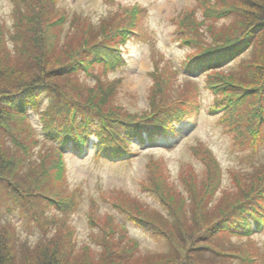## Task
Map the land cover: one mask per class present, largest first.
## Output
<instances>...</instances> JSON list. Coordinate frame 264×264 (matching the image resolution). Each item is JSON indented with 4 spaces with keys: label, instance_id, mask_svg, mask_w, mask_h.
Masks as SVG:
<instances>
[{
    "label": "trees",
    "instance_id": "obj_1",
    "mask_svg": "<svg viewBox=\"0 0 264 264\" xmlns=\"http://www.w3.org/2000/svg\"><path fill=\"white\" fill-rule=\"evenodd\" d=\"M9 1L10 21L0 24V264H264V245L251 236L264 223V0H195L176 12L178 59L147 32L129 34L136 22L142 30L146 13L135 5L103 0L116 9L92 20L64 0ZM133 41L148 46L138 111L117 101L121 78L113 76ZM29 109L35 124L26 123ZM203 111L229 137L236 167L224 171L198 139L174 175L147 155L138 186L151 202L119 188L85 196L96 232L72 240L69 219L82 196L63 179V149L88 142L86 159L127 163L133 145L181 137ZM1 206L30 234L36 228L37 241ZM127 223L156 248H142Z\"/></svg>",
    "mask_w": 264,
    "mask_h": 264
},
{
    "label": "rangeland",
    "instance_id": "obj_2",
    "mask_svg": "<svg viewBox=\"0 0 264 264\" xmlns=\"http://www.w3.org/2000/svg\"><path fill=\"white\" fill-rule=\"evenodd\" d=\"M116 2L120 5L134 3L143 8L144 11L146 10L143 15V22L141 20L142 30L152 37L156 46L162 49L166 55L175 59L183 55V51L179 50L171 39L173 35L171 18L176 12L193 6L195 0H116ZM62 4L67 10L81 12L88 15L92 20H96L98 16L104 14L108 9H116V5H108L103 0H64ZM10 10V1L0 0V24L7 25L9 23ZM147 50L148 46L145 42L133 41L128 43L125 53L126 66L113 75L121 78L117 101L131 111H138L144 107V95L149 86V79L146 75L149 69ZM29 110V121H26V123L35 124L36 114L34 111ZM208 117L210 116L205 111L200 113L197 123L170 145L159 144L147 147L133 145L136 155L127 163H110L109 161L97 163L92 161L90 157L84 160L66 154L63 162V179L69 189H78L77 194L80 193L78 196H82L79 210L71 214L69 219L74 227L72 240L79 245L81 242L87 241L88 233L91 231L96 232V230L91 229L87 225L86 217L84 216V211L89 205L86 199L88 195L97 197V193L100 190L119 188L143 198L147 202H151L150 198L142 193L138 186V180L145 171L147 155L161 158L171 174L174 175L181 162L192 161L187 152V146L198 139L212 151L224 171L236 167L235 156L237 152L231 147L229 137L222 133L221 128L215 124L213 118ZM257 154H261L260 149H258ZM194 165L196 168L198 167L196 163ZM224 181H227L226 176L223 177V183ZM66 196L70 199L68 194ZM83 197L85 198L83 199ZM96 200L95 205L99 207L98 209L106 210V204L101 203L98 199ZM4 209L5 207L1 206V212H4L5 216L15 221L21 235H25L30 241H37L36 238L39 234L35 235L36 228L33 227L34 232L30 234L25 230L22 218L20 219L14 213H6ZM110 211L113 212V210L108 209V212ZM126 227L127 234L139 240L142 248H156V241L142 233L140 228L129 223H127ZM254 236H256V240L260 244L264 245V228L261 233H256ZM45 239H50V237H45Z\"/></svg>",
    "mask_w": 264,
    "mask_h": 264
},
{
    "label": "bare ground",
    "instance_id": "obj_3",
    "mask_svg": "<svg viewBox=\"0 0 264 264\" xmlns=\"http://www.w3.org/2000/svg\"><path fill=\"white\" fill-rule=\"evenodd\" d=\"M79 148H80L79 151H77L76 149H69L68 152H67V155L68 154L69 155H73L76 158L77 155H81V153H82V148L81 147H79ZM87 157H88L87 155H82V158L81 159L86 160ZM63 162H64V157L61 158V162H59L61 164L62 170L64 168ZM4 200L7 202V199L6 198Z\"/></svg>",
    "mask_w": 264,
    "mask_h": 264
}]
</instances>
